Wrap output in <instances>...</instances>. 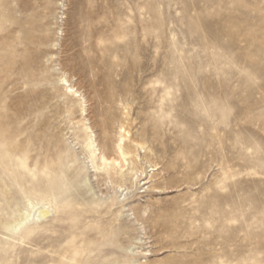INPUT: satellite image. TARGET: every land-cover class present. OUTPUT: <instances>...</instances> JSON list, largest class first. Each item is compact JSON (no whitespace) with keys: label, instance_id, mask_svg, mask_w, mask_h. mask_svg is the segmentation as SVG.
I'll return each mask as SVG.
<instances>
[{"label":"rangeland","instance_id":"obj_1","mask_svg":"<svg viewBox=\"0 0 264 264\" xmlns=\"http://www.w3.org/2000/svg\"><path fill=\"white\" fill-rule=\"evenodd\" d=\"M0 264H264V0H0Z\"/></svg>","mask_w":264,"mask_h":264},{"label":"bare ground","instance_id":"obj_2","mask_svg":"<svg viewBox=\"0 0 264 264\" xmlns=\"http://www.w3.org/2000/svg\"><path fill=\"white\" fill-rule=\"evenodd\" d=\"M64 82H67V79H63ZM68 90L70 92H74V88L72 86L68 85ZM85 112V108H83V114ZM82 130L86 132V138L85 143L86 147L89 150L90 155L93 157V160L97 162L95 164L96 168H100L101 165H108L113 164V166H118L121 170V172H124L123 168L126 164H128V156L131 152H129L130 144L126 142V137L124 135L120 136L119 142L117 144L116 154L117 158H111L108 157L104 152L103 153H97V145L95 144L94 134L91 129V127L87 124V122H84L82 124ZM126 134H130V131H125ZM136 142V140L134 139ZM141 143L137 142V145L140 146ZM134 169L132 168L130 170L131 173H134ZM136 172V171H135ZM48 213L47 209H43L39 211V215H46Z\"/></svg>","mask_w":264,"mask_h":264}]
</instances>
